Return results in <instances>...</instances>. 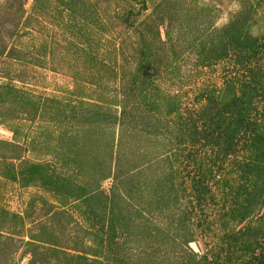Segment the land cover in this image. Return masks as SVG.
I'll use <instances>...</instances> for the list:
<instances>
[{"label":"trees","instance_id":"1","mask_svg":"<svg viewBox=\"0 0 264 264\" xmlns=\"http://www.w3.org/2000/svg\"><path fill=\"white\" fill-rule=\"evenodd\" d=\"M0 1V57L71 80L0 81V123L45 132L0 139V176L53 200L27 264H264V0L219 27L187 0H114L118 28L99 0Z\"/></svg>","mask_w":264,"mask_h":264},{"label":"rangeland","instance_id":"2","mask_svg":"<svg viewBox=\"0 0 264 264\" xmlns=\"http://www.w3.org/2000/svg\"><path fill=\"white\" fill-rule=\"evenodd\" d=\"M33 1L21 0L25 16L30 14ZM187 1L192 3L191 6L195 8V11L199 13L202 19L213 26L219 27L238 9L241 1L247 0ZM0 2L3 3L4 1ZM93 3L97 5V9H99V12L106 19L105 27L115 26L118 28L115 23L109 21V15L115 5L114 0H99L93 1ZM139 5V3L136 4L137 7ZM33 26L42 30L39 24H35V22H33ZM160 30L163 31V27L160 26ZM27 42L30 44V38L29 35L25 34H20L13 40V43L16 45H21L20 43L24 45ZM19 55L24 57L23 54ZM65 58L67 57H64L63 60V56L58 54L54 61L48 59L46 64L51 65L57 62L63 64ZM67 59L70 58L68 57ZM41 63L43 62L41 61ZM86 63L88 64V61ZM0 81H10L17 87L51 94L61 93L66 88H70L71 84V80L65 72L61 70L53 71L49 66L34 65L29 58H26L22 62H14L8 58L0 57ZM41 133H45L43 127L35 123L31 124L26 121H12L7 124L0 123V139L31 144V140H35V143L37 140L43 139L40 137ZM35 153L39 152L36 151ZM28 155L29 158H39L32 157L33 153H29ZM51 203H53L52 197L45 191L36 187H22L0 176V226H5V228H0L3 230L5 237L0 246L1 264L9 261H11V264H27L28 254L25 252L26 248L24 245V241L29 239L27 233L28 235H41L34 228L33 223L46 216L48 209H52ZM69 212L73 217H76L75 212L71 208ZM16 215H19L21 218H18ZM14 220H16L15 223L18 225L12 231L7 230L6 227L12 225ZM64 221L63 218H59L57 222ZM22 222L23 227L21 226ZM71 223L70 227L74 226V222ZM30 227L32 230H29ZM7 231H11V233ZM190 246L194 250H198V246L194 242H191Z\"/></svg>","mask_w":264,"mask_h":264}]
</instances>
